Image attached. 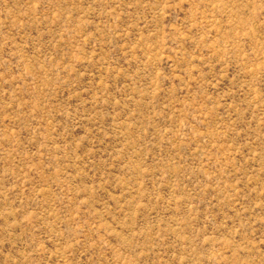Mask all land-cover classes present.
<instances>
[{
	"label": "rangeland",
	"instance_id": "1",
	"mask_svg": "<svg viewBox=\"0 0 264 264\" xmlns=\"http://www.w3.org/2000/svg\"><path fill=\"white\" fill-rule=\"evenodd\" d=\"M0 264H264V0H0Z\"/></svg>",
	"mask_w": 264,
	"mask_h": 264
}]
</instances>
